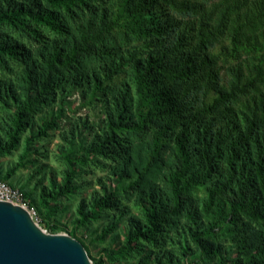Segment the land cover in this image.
Returning <instances> with one entry per match:
<instances>
[{
    "label": "trees",
    "instance_id": "1",
    "mask_svg": "<svg viewBox=\"0 0 264 264\" xmlns=\"http://www.w3.org/2000/svg\"><path fill=\"white\" fill-rule=\"evenodd\" d=\"M52 133L60 178L23 191L98 224L94 264H264V0H0V159Z\"/></svg>",
    "mask_w": 264,
    "mask_h": 264
},
{
    "label": "rangeland",
    "instance_id": "2",
    "mask_svg": "<svg viewBox=\"0 0 264 264\" xmlns=\"http://www.w3.org/2000/svg\"><path fill=\"white\" fill-rule=\"evenodd\" d=\"M64 110V116L71 119V121L77 120L82 117V119L88 118L87 120L91 122H98V119L94 116L91 108H87L82 105V98L79 95L72 96L68 100ZM68 124L69 123L66 121H63L61 123V128L63 131L67 127H69L70 124ZM79 133L83 135L84 129H82ZM60 142V135L58 133H52L48 138H45L40 143L36 144L37 152L33 153V155L30 157V160H32L33 162L28 163L27 168L24 169L17 167L20 163L21 153H23V143L22 147L15 151L12 155L0 159V172L3 175H7L9 173V181L15 187H18L24 190L26 193L32 194L33 196L36 195L37 197H39L41 191L44 188L50 187L52 177L57 179L60 178L59 172L61 170V167L57 163L54 155V152ZM65 206L68 207V204L65 203ZM54 219L57 220L63 228L62 230L57 231V233H53L51 232L50 228L44 227L45 224L43 223L42 217L39 216V213L37 225L49 234H61L70 236L69 234L73 230L70 211H63L57 214ZM97 226L98 224L95 223L92 225V228L90 230L85 229L78 230L76 232L77 238L80 239L82 243H84L88 247V254H90L92 258L96 260L100 258L103 248H105L109 244L108 242H105L104 244L96 242V238L99 235V233L96 232ZM135 262L136 260L134 262L133 260H127L115 264H136Z\"/></svg>",
    "mask_w": 264,
    "mask_h": 264
},
{
    "label": "water",
    "instance_id": "3",
    "mask_svg": "<svg viewBox=\"0 0 264 264\" xmlns=\"http://www.w3.org/2000/svg\"><path fill=\"white\" fill-rule=\"evenodd\" d=\"M0 264H94L81 241L49 234L26 210L0 202Z\"/></svg>",
    "mask_w": 264,
    "mask_h": 264
},
{
    "label": "built area",
    "instance_id": "4",
    "mask_svg": "<svg viewBox=\"0 0 264 264\" xmlns=\"http://www.w3.org/2000/svg\"><path fill=\"white\" fill-rule=\"evenodd\" d=\"M0 202L10 203L14 206L23 208L31 216L32 220L38 224V213L25 192L8 181L0 179Z\"/></svg>",
    "mask_w": 264,
    "mask_h": 264
},
{
    "label": "bare ground",
    "instance_id": "5",
    "mask_svg": "<svg viewBox=\"0 0 264 264\" xmlns=\"http://www.w3.org/2000/svg\"><path fill=\"white\" fill-rule=\"evenodd\" d=\"M35 223V222H34ZM36 224V223H35ZM37 225V224H36ZM38 226V225H37ZM39 227V226H38Z\"/></svg>",
    "mask_w": 264,
    "mask_h": 264
}]
</instances>
